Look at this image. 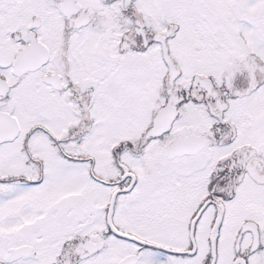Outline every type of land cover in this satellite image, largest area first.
<instances>
[{"label":"snow or ice","instance_id":"snow-or-ice-1","mask_svg":"<svg viewBox=\"0 0 264 264\" xmlns=\"http://www.w3.org/2000/svg\"><path fill=\"white\" fill-rule=\"evenodd\" d=\"M0 264H264V0H0Z\"/></svg>","mask_w":264,"mask_h":264}]
</instances>
